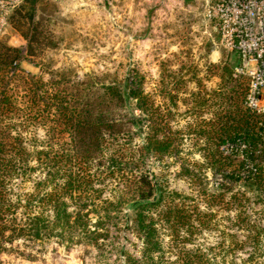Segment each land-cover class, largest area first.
Returning <instances> with one entry per match:
<instances>
[{
	"label": "rangeland",
	"instance_id": "374dc122",
	"mask_svg": "<svg viewBox=\"0 0 264 264\" xmlns=\"http://www.w3.org/2000/svg\"><path fill=\"white\" fill-rule=\"evenodd\" d=\"M205 4L206 0H64L25 7L0 38V48L19 50L11 68L0 69V82L4 78L10 83L23 106L20 102L25 104L27 96L20 79L26 76L44 83L74 82L87 75L118 84L135 75L141 78L150 104L141 111L129 102L123 113L145 112L158 124L151 136L164 143L158 150L135 152V158L143 160L139 171L196 207L190 224L168 231L158 227L165 263L179 264L177 259L187 254L195 264H264V186L247 187L239 180L230 191L219 188L227 182L225 173L246 176L253 165L243 164L242 154L233 152L230 144L214 146V141L196 137L207 129L204 122L214 120L224 84L239 65L234 54L218 46L203 17ZM239 79L248 86L246 78ZM241 109H246L244 100ZM258 116V126L264 129V114ZM20 130L32 153L45 150L50 142L37 123H25ZM142 141L143 137L135 140L138 145ZM203 144L220 157L204 158L197 151ZM253 156L254 164L264 170V143ZM40 171L36 168L25 181L15 180L13 194L32 190ZM110 185L105 180L95 186ZM69 205L74 208L71 201ZM90 217L93 224L96 217ZM133 217L129 205L108 217L101 213L99 232L104 236L96 247L17 239L3 246L0 264H126L127 257H140L142 247Z\"/></svg>",
	"mask_w": 264,
	"mask_h": 264
},
{
	"label": "trees",
	"instance_id": "16d2710c",
	"mask_svg": "<svg viewBox=\"0 0 264 264\" xmlns=\"http://www.w3.org/2000/svg\"><path fill=\"white\" fill-rule=\"evenodd\" d=\"M34 4L30 0L16 8L10 24L15 14L25 7L32 9ZM17 59L18 49L0 48L2 71L11 68ZM137 78L135 75L118 84L106 81L104 76L87 75L74 82L44 83L26 76L20 79L26 87L27 101L20 102L23 106L19 105L10 83L1 80L0 252L4 245L20 238L56 239L69 245L96 247L104 236L99 232L102 225L99 215L108 217L129 205L134 209L133 222L142 247L140 257H127L126 264H166L158 227L168 231L190 224L191 211L196 207L190 208L185 204L186 197L167 191L152 175L139 171L143 160L135 158V152L158 150L164 142L151 136V130L158 124L145 112L141 116L123 113L129 102H134L141 111L150 104L141 88L142 79ZM224 85L214 120L204 122L207 129L196 137L214 141V146L232 145L233 152L242 154L243 164L254 167L248 176L225 173L227 182L220 184V189L230 191L239 180H243L244 186L261 189L264 170L254 164L253 156L264 143L263 130L258 126L260 116L241 109L248 87L239 77L228 78ZM25 123H37L50 146L32 153L20 130ZM139 137L143 141L138 145L135 140ZM206 149L210 148L203 144L197 151H202L204 158L220 157L219 153ZM36 168L41 171L37 180L33 179L32 190L14 195V181L30 179ZM105 180L110 181L109 188H96V184ZM105 193L108 195L103 196ZM90 215L96 217L93 224ZM177 261L195 264L187 254Z\"/></svg>",
	"mask_w": 264,
	"mask_h": 264
},
{
	"label": "built area",
	"instance_id": "2783aa9c",
	"mask_svg": "<svg viewBox=\"0 0 264 264\" xmlns=\"http://www.w3.org/2000/svg\"><path fill=\"white\" fill-rule=\"evenodd\" d=\"M27 1L30 0H0V38L10 26L13 11ZM33 1L39 4L64 0ZM203 17L220 49L239 60L233 76L248 80L246 110L264 114V0H206Z\"/></svg>",
	"mask_w": 264,
	"mask_h": 264
},
{
	"label": "crops",
	"instance_id": "0c3cea01",
	"mask_svg": "<svg viewBox=\"0 0 264 264\" xmlns=\"http://www.w3.org/2000/svg\"><path fill=\"white\" fill-rule=\"evenodd\" d=\"M215 34V33H214Z\"/></svg>",
	"mask_w": 264,
	"mask_h": 264
}]
</instances>
